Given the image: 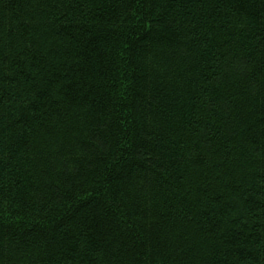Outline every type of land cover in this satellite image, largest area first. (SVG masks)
I'll return each instance as SVG.
<instances>
[{
	"label": "trees",
	"instance_id": "obj_1",
	"mask_svg": "<svg viewBox=\"0 0 264 264\" xmlns=\"http://www.w3.org/2000/svg\"><path fill=\"white\" fill-rule=\"evenodd\" d=\"M0 264H264V0H0Z\"/></svg>",
	"mask_w": 264,
	"mask_h": 264
}]
</instances>
